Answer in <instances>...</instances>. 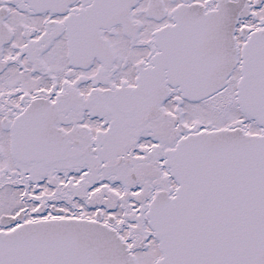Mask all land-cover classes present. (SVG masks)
Instances as JSON below:
<instances>
[{
    "label": "snow or ice",
    "instance_id": "snow-or-ice-1",
    "mask_svg": "<svg viewBox=\"0 0 264 264\" xmlns=\"http://www.w3.org/2000/svg\"><path fill=\"white\" fill-rule=\"evenodd\" d=\"M0 264H264V0H0Z\"/></svg>",
    "mask_w": 264,
    "mask_h": 264
}]
</instances>
